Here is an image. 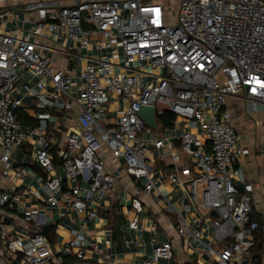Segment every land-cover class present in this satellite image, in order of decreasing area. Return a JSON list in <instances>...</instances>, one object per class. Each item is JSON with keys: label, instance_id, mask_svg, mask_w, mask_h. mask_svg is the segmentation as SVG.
I'll list each match as a JSON object with an SVG mask.
<instances>
[{"label": "built area", "instance_id": "2783aa9c", "mask_svg": "<svg viewBox=\"0 0 264 264\" xmlns=\"http://www.w3.org/2000/svg\"><path fill=\"white\" fill-rule=\"evenodd\" d=\"M26 10L33 13V23L22 35L0 32L2 178L7 179L12 169L13 153L30 142L36 164L46 173L54 171L50 112L69 110L74 103L80 110L79 130L66 135L65 146L56 153L67 186L58 177L49 178L31 191L32 196L44 198L50 207L61 203L81 222L90 195L102 199L112 191L114 177L106 165L115 161L123 162L127 173L143 182L144 192L151 195L158 192L153 183L157 171L148 161V149H170L171 144L151 134L139 135L150 131L139 111L143 106H153L157 114L167 110L184 124L181 152L196 161L194 170L181 169L188 195L182 212L176 211V233L186 241H198L216 264H245L251 244L244 237L258 224L251 219L252 186L236 165L249 151L241 146L243 135L230 123L225 107L229 99L240 101L245 115L261 114L264 125V0H178L173 15L156 0H74L71 5L36 0L26 4ZM83 22L90 28L83 29ZM52 35H81L82 47L95 44L111 56L101 54L95 64L85 65L75 75L76 92H71L74 76L54 69L36 40ZM93 36L100 38L92 42ZM115 47L121 50V63L112 60L117 57ZM22 72L38 78L33 84L25 80L26 94L35 98L40 110L30 128L19 120L25 110L22 100L10 95ZM110 97L125 103L115 121L106 116ZM203 142H208L207 149ZM173 159L178 161V154ZM167 178L174 185L181 183L175 171ZM237 185L243 186L241 193ZM192 205L217 213L212 239L220 243L218 249L201 240L200 228L188 225ZM4 206L13 207L14 200L0 189V208ZM131 206L141 211L137 199ZM24 216L40 221L36 210H25ZM129 227L136 228V219ZM70 234L67 248L78 249L77 258H84L81 230L71 229ZM0 240L9 253L19 254L20 264H47L54 256L41 232L23 241L7 239L0 231ZM94 249L100 251L96 244ZM171 257V244L165 242L152 249L144 264Z\"/></svg>", "mask_w": 264, "mask_h": 264}, {"label": "crops", "instance_id": "0c3cea01", "mask_svg": "<svg viewBox=\"0 0 264 264\" xmlns=\"http://www.w3.org/2000/svg\"><path fill=\"white\" fill-rule=\"evenodd\" d=\"M36 0H9L0 4V32L15 33L22 35L24 31L32 26V12L26 10V4ZM56 4L71 5L74 0H54ZM82 28H90L86 22ZM78 35L77 39L69 37L49 36L37 38L42 46V52L50 59L54 69L69 72L73 75L74 84L71 92H76L79 86V78L75 77L87 64H95L97 57L101 54L111 56L110 51L98 47L95 44L82 47ZM100 37L93 36L90 39L96 42ZM115 63L122 62L120 48L114 49ZM21 79L10 93L12 97L20 98L25 110L20 112L27 120L33 119L36 124L35 115L40 110L35 108V98L26 94L25 80L29 79L33 84L37 77L28 72L21 73ZM106 116L115 121L118 112L125 107V103L118 98L110 97L105 105ZM230 112V123L242 133L241 146L249 151L240 158L236 165L243 173L245 180L252 186L251 197V219H259L263 233V248L260 253L250 250L254 238L249 233L244 241L251 244L245 264H264V125L261 114L251 117L245 115L240 101L229 99L225 107ZM80 110L74 103L70 104L69 110L51 111L48 140L51 147V155L55 169L46 173L35 162L34 143H24L20 148L23 155H29L30 160L19 159L16 165L15 155L11 158L12 169L8 178H2V162L0 160V189L10 193L14 200V206L0 208V231H3L7 239L21 238L25 241L36 232L42 233L45 225L49 226L47 238L49 247L53 252V259L47 264H144L150 256L152 249L169 242L172 247V257L169 260L158 259L156 264H216L204 251L203 246L196 240H184L176 233V211L182 212V205L187 199L188 188L181 174V169L188 167L194 170L195 158L184 154L180 150V135L184 131V124L175 120L172 126L163 128L157 124L156 129L143 132L142 137L154 135L169 142L171 148L149 147L148 161L157 174L153 176V183L158 190L151 195L143 190V182H136L125 170V164L121 161L108 162L106 169L114 177V187L104 198L98 199L90 195L87 201V217L81 215V222L75 212L61 203L57 206H48L44 198L35 199L32 190L46 179L60 177V167L57 151L66 144V135L79 130L77 117ZM19 115V117H20ZM33 126H27L28 128ZM205 149L208 142H203ZM2 149L0 147V155ZM173 154H178V161H174ZM56 161V162H55ZM175 171L178 180L177 185L172 184L167 175ZM63 186H67L64 182ZM132 199L140 202L141 211L137 212L131 206ZM169 207V208H168ZM32 209L39 213L40 221L35 223L24 216V211ZM216 216L212 210L190 207L187 215L188 225L191 228H200L201 240L218 249L220 243L212 239V221ZM136 219V228H130V223ZM71 229H80L84 243L80 249L84 258H77L78 249L69 250L68 241L72 238ZM126 241H129L126 244ZM100 251L94 249V245ZM59 258V260H58ZM19 254L9 253L5 250L0 240V264H20Z\"/></svg>", "mask_w": 264, "mask_h": 264}, {"label": "trees", "instance_id": "16d2710c", "mask_svg": "<svg viewBox=\"0 0 264 264\" xmlns=\"http://www.w3.org/2000/svg\"><path fill=\"white\" fill-rule=\"evenodd\" d=\"M19 120L21 122V124L25 127L27 126H33V119L27 120L26 117L21 116L19 117ZM175 120V116L174 114L170 113L167 110L162 111V113H159L156 115V121L157 124L160 125L163 128H167L172 126V124L174 123ZM56 162V161H55ZM56 164V163H54ZM62 184L64 185L65 180H61ZM65 188V186H63ZM258 224L257 228L252 232L253 234V244L250 248V250L252 252H256V253H260L262 251L263 248V233H262V228H261V223L259 221V219L255 220Z\"/></svg>", "mask_w": 264, "mask_h": 264}, {"label": "water", "instance_id": "95a60500", "mask_svg": "<svg viewBox=\"0 0 264 264\" xmlns=\"http://www.w3.org/2000/svg\"><path fill=\"white\" fill-rule=\"evenodd\" d=\"M156 115H157V113L155 112V108L153 106H143V107H141V109L139 111V116L141 117V119L143 120L145 125L151 129L157 128ZM19 159H23V161H25V160L28 161V160H30V156L29 155L24 156L22 150L18 149L16 152V155H15V161H14L13 165H16V162ZM58 172L60 174V177L63 179L64 178L63 168L59 167ZM237 189L241 193L243 191V186L237 185ZM212 213L217 217V213L215 211L212 210ZM48 229H49L48 225L43 226L42 234L46 235Z\"/></svg>", "mask_w": 264, "mask_h": 264}, {"label": "rangeland", "instance_id": "374dc122", "mask_svg": "<svg viewBox=\"0 0 264 264\" xmlns=\"http://www.w3.org/2000/svg\"><path fill=\"white\" fill-rule=\"evenodd\" d=\"M156 1H159L161 2L162 4H164L171 15L174 14V10H176V7H177V1L178 0H156ZM159 105H156V108L159 109ZM154 130V129H153ZM139 135H141V133H139ZM202 188V185L201 184H198V191H199V194H200V190Z\"/></svg>", "mask_w": 264, "mask_h": 264}]
</instances>
